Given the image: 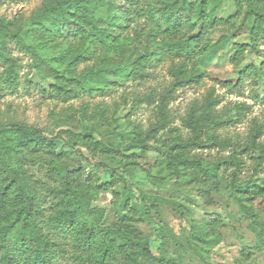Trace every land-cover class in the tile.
<instances>
[{
	"label": "trees",
	"instance_id": "1",
	"mask_svg": "<svg viewBox=\"0 0 264 264\" xmlns=\"http://www.w3.org/2000/svg\"><path fill=\"white\" fill-rule=\"evenodd\" d=\"M225 3L231 5L232 14L223 13ZM145 14L150 21L144 35L146 44L140 40V31L133 39L125 36L132 17ZM242 16L251 21L250 47L257 49L264 41V0H45L32 13L26 31L38 41L37 46L28 44L22 31L14 30L12 21L0 19V62L4 65L0 95L5 89L15 92L19 87L21 65L8 51L12 42L32 56L36 77L52 82L49 95L64 102L83 94L106 96L128 81H144L150 76L147 67L153 61L162 62L167 54L185 59L173 67L174 81L159 98L158 121L146 131L135 127L118 144L97 141L94 130L87 134L62 130L49 135L24 123L0 124V264L168 263L154 256L150 240L131 218L121 213L120 220L112 222V210L93 206L97 192L83 183L81 164L65 169L59 166L65 156L59 146L74 152L80 160L86 158L79 146L94 156L126 159L131 167H139L138 159L153 147L171 151L170 177L202 187L205 206L213 207L215 202L206 187L214 184L217 191L223 165H242L236 154L229 160L219 158L210 163L195 152L210 145H231L215 130L225 123L217 110L220 100L210 90L203 101L191 104L182 119L188 136L170 126L168 106L179 87L203 80V67L214 58L199 46L204 35L217 25L234 24ZM100 47L106 57L112 52L131 53L116 65L90 66L78 72L79 65L93 60ZM245 47L241 45L238 52ZM53 49L57 50L50 52ZM154 101L153 95H148L134 104ZM246 108L245 104L237 106L239 112ZM261 133V126H255L253 147ZM259 148L263 153L264 146ZM97 167L107 168L103 164ZM111 172L114 181L116 170ZM230 177L234 184L238 182L235 171ZM245 193L250 195L247 201L252 202L264 198V187L254 186ZM241 207L251 219L258 220L249 213V206L241 203ZM151 208L162 224L157 203L153 202ZM175 209L188 225L190 244L211 246L220 242L219 231L225 227L220 214L197 218L180 203ZM256 237L258 247L263 249V223ZM201 256L212 264L206 255Z\"/></svg>",
	"mask_w": 264,
	"mask_h": 264
},
{
	"label": "rangeland",
	"instance_id": "2",
	"mask_svg": "<svg viewBox=\"0 0 264 264\" xmlns=\"http://www.w3.org/2000/svg\"><path fill=\"white\" fill-rule=\"evenodd\" d=\"M44 1L0 0V19L12 21L14 30H21L24 40L37 46L38 41L26 31L32 13ZM222 10L228 14L233 12L228 3L223 5ZM131 20V28L125 36L133 39L140 31L143 42L150 24L148 15L133 16ZM250 28L251 21L242 16L234 24L217 25L210 29L199 43L200 48L214 56L203 67V80L199 84L179 87L168 106L172 119L170 126L188 136L182 119L191 104L203 101L210 90L220 100L217 110L225 123L215 130L221 139L228 140L231 145L226 148L210 145V148L195 152L210 163L219 158L229 160L236 154L242 165H223L217 178V191L214 184L206 187L215 202L213 207L205 206L200 195L202 187L170 177L171 151L153 147L145 157L138 159L139 167H131L126 159L94 156L79 146L86 158L80 160L74 152L59 146V152H65L59 166L65 169L81 164L83 183L97 192L93 206L112 210V222L119 221L121 213L131 218L150 240L154 256L168 262L166 264H207L201 254L206 255L207 261L212 264H264V248L258 247L256 237L260 225L264 224V198L247 201L250 195L245 193L254 186L264 187V152L259 148L264 146V41L257 49H252ZM137 45L140 50L141 45ZM241 45H246L245 50L238 52ZM101 50L100 47L93 60L80 64L78 72L90 66L116 65L131 53L129 50L112 52L106 57ZM8 51L21 65L20 81L15 92L5 89L0 95V124L24 123L39 127L49 135L62 130L76 134L94 130L97 141L112 144H118L135 127L146 131L158 121L159 98L174 81L173 67L185 60L173 53L167 54L162 62L153 61L151 67H147L150 76L144 81H128L124 87L106 96L83 94L64 102L49 95L51 81H40L36 77L31 68L33 58L30 54L20 50L13 42L8 44ZM3 72L4 65L0 62V77ZM148 95L155 98L153 103L134 104ZM239 104H245L247 108L239 112ZM255 126H261L262 133L256 147H253ZM97 164L107 168H98ZM113 169L116 170L114 181ZM233 171L238 177L235 184L230 177ZM153 202L158 205L162 224L151 208ZM176 203L187 207L197 218L220 214L225 223L219 231L220 242L211 246L190 244L188 225L175 209ZM241 203L251 208L249 213H254L257 221L246 215ZM120 204H127L129 208L122 209ZM142 264L157 263L142 260Z\"/></svg>",
	"mask_w": 264,
	"mask_h": 264
}]
</instances>
